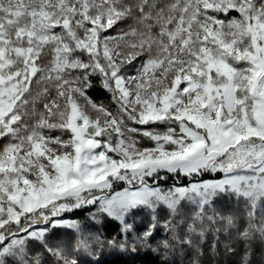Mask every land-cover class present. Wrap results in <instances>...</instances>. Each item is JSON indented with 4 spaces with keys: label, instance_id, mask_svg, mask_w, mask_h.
<instances>
[{
    "label": "snow or ice",
    "instance_id": "obj_1",
    "mask_svg": "<svg viewBox=\"0 0 264 264\" xmlns=\"http://www.w3.org/2000/svg\"><path fill=\"white\" fill-rule=\"evenodd\" d=\"M221 224L264 264V0H0V264H204Z\"/></svg>",
    "mask_w": 264,
    "mask_h": 264
},
{
    "label": "trees",
    "instance_id": "obj_2",
    "mask_svg": "<svg viewBox=\"0 0 264 264\" xmlns=\"http://www.w3.org/2000/svg\"><path fill=\"white\" fill-rule=\"evenodd\" d=\"M103 98V97H101ZM87 213H84V217ZM76 219H82V217H74ZM137 223H140V218L137 219ZM221 227V232L219 235V242L217 245V250H212V244L214 242V236L209 234L205 242L206 252L204 256V264H236L239 256L226 255L224 252V244L231 239L234 242V246L238 250H242V242L235 239V233L231 236L227 235L223 231V225H218ZM107 236L115 235V222H107L106 226L101 229ZM259 258V253L257 254ZM92 260H99V264H160L162 257L154 251L141 249L135 253L124 252L118 249L105 248L102 252H97L95 256L90 257Z\"/></svg>",
    "mask_w": 264,
    "mask_h": 264
}]
</instances>
